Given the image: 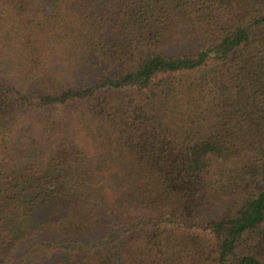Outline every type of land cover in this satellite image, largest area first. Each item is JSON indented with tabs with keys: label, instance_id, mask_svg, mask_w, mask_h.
Segmentation results:
<instances>
[{
	"label": "trees",
	"instance_id": "obj_1",
	"mask_svg": "<svg viewBox=\"0 0 264 264\" xmlns=\"http://www.w3.org/2000/svg\"><path fill=\"white\" fill-rule=\"evenodd\" d=\"M38 259L264 264V0H0V264Z\"/></svg>",
	"mask_w": 264,
	"mask_h": 264
},
{
	"label": "rangeland",
	"instance_id": "obj_2",
	"mask_svg": "<svg viewBox=\"0 0 264 264\" xmlns=\"http://www.w3.org/2000/svg\"><path fill=\"white\" fill-rule=\"evenodd\" d=\"M194 48V47H193ZM47 261H44V260H42V259H38V264H45Z\"/></svg>",
	"mask_w": 264,
	"mask_h": 264
}]
</instances>
